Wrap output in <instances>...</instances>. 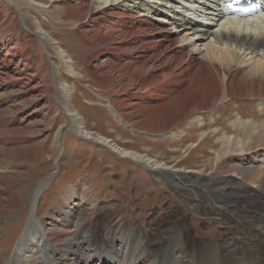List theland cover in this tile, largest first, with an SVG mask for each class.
<instances>
[{"label": "bare ground", "instance_id": "6f19581e", "mask_svg": "<svg viewBox=\"0 0 264 264\" xmlns=\"http://www.w3.org/2000/svg\"><path fill=\"white\" fill-rule=\"evenodd\" d=\"M219 1L83 0L70 8L64 19L80 25L78 36L93 56L124 60L115 75L139 80L135 89L128 90L133 82L118 88L132 95L117 99L116 108L109 99H99L119 124L133 132L138 126L147 137L160 140L179 132L181 124L208 125L203 112L212 111L225 97L257 98V108L264 114V10L246 19H221ZM178 6L186 7L178 12ZM21 24L25 26L22 20ZM35 34L43 43V31ZM28 38L24 32L18 47L25 60H14L17 53L9 50L0 54V136L5 135L0 139V233L2 219L13 210L20 193L15 189L20 176L13 160L26 158L36 149L43 136L39 127L51 126L55 120H37L35 116L46 105H38L37 95L26 99L36 92L43 97L51 83L47 81L44 88L35 83L38 69L30 75L32 80L24 75L32 67ZM56 50L63 53L59 47ZM100 63L108 64V70ZM117 64L107 57L92 72L101 70L115 88L117 79L109 65ZM68 91H57L51 101L44 102L48 107L58 102L66 108ZM66 114L77 137L98 141L145 167L156 181L169 180L174 190L188 191L189 210L212 219L229 236L206 240L188 235L189 227L178 220L153 236L132 221L114 226L113 217L108 220L106 214L99 213L93 221L87 211L95 208L96 199L87 192V177L65 189L62 205L39 217L38 196L51 178L45 177L32 193L22 236L11 243L17 252L34 251L40 258L47 252L41 264L46 260L53 264H264V117L241 118L236 113L231 118L233 131L225 129L213 151L216 162L227 161L221 176L213 180L198 169L172 166L85 129L73 109ZM206 131L202 129L200 137ZM221 184L230 187L224 190ZM33 215L38 221H33ZM181 236L183 242L176 243ZM18 257L11 263L17 264ZM3 260L0 256V264Z\"/></svg>", "mask_w": 264, "mask_h": 264}, {"label": "rangeland", "instance_id": "374dc122", "mask_svg": "<svg viewBox=\"0 0 264 264\" xmlns=\"http://www.w3.org/2000/svg\"><path fill=\"white\" fill-rule=\"evenodd\" d=\"M77 1L83 0H0V54L9 50L17 53L14 60H25L18 47L24 32H27L31 44L28 60L32 62V67L26 70L24 75L32 80L30 75L39 71L35 83L42 88L47 81L50 80L51 83L48 95L44 94V98L36 92L28 94L26 99H33L37 95L38 105H46L44 110L35 116L37 120L47 123L49 119L55 118L51 126L45 124L39 127V133L43 136L38 138V147L26 158L13 160L20 176V182L15 189L18 188L20 193L18 202L12 207L13 210L2 219V264H12L14 256H19L17 264H41V261L48 257L47 252L43 253L41 258L37 252L34 256V251L20 253L11 245L22 236L28 221L32 193L38 182L45 177L51 178L38 196L39 217H43L50 208L62 205L61 198L65 189L77 184L82 177H87L90 180L87 192L96 199L95 208L87 211L89 216H93V221L102 213L106 214L108 220L113 217L114 226L132 221L138 226H143V230L153 236L159 228L164 229L168 223L178 220L187 224L188 235L210 240L218 236L228 237L230 232L218 223L212 219L201 218L189 210L192 202L187 196L188 191L178 192L172 187L174 183L169 180L156 181L142 165L118 156L90 138L77 137L66 112L73 109L80 116L85 129L113 139L120 146L146 152L172 166L198 169L203 175L207 174L206 176L216 180L223 173L227 161V158L219 162L214 159L213 151L220 145L218 137L225 129H228V133L233 131L230 130L229 123L236 113H239L241 118H263L264 114L257 108L258 99L225 97L212 111L203 112L204 122L208 125L199 128L196 123L181 124L179 132L170 133L160 140L147 137L138 126L134 127L136 132L123 127L115 120L108 106L102 104L99 99H109L116 108L117 99L132 95L119 91L118 88L133 82L128 90L135 89L139 80L130 81L126 77L115 75L119 74L120 62L124 60L119 62L106 55L93 56L88 45L81 41L78 36L82 31L80 25L64 19ZM21 20L25 26L21 24ZM38 29L43 31V43L35 34ZM56 47L61 48L63 53L57 51ZM107 57L118 63L109 65L111 75L117 79L114 82L115 88L109 85L111 79L109 80L106 74H101V70L95 74L92 72V69H98L99 62ZM51 63L54 65L52 72ZM21 66L24 67L22 64ZM103 67L108 70V64ZM61 89L69 90L70 93L68 102L65 101L66 108L58 102L48 107L44 101H51L57 91H63ZM126 121L132 125L133 121L128 117ZM202 129L207 131L205 136L200 137ZM4 137L5 135L0 136V139ZM229 187L230 185L226 184L219 186L221 189ZM33 217V221H38L35 215ZM17 225L20 228L13 231ZM182 242L183 236L176 241L179 244ZM47 262L45 264H53Z\"/></svg>", "mask_w": 264, "mask_h": 264}, {"label": "water", "instance_id": "95a60500", "mask_svg": "<svg viewBox=\"0 0 264 264\" xmlns=\"http://www.w3.org/2000/svg\"><path fill=\"white\" fill-rule=\"evenodd\" d=\"M91 140H92V139H91ZM94 142L100 144V142H98V141H94ZM107 149H108V147H107Z\"/></svg>", "mask_w": 264, "mask_h": 264}]
</instances>
